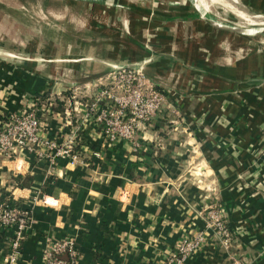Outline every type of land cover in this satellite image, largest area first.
<instances>
[{
  "label": "crops",
  "instance_id": "obj_1",
  "mask_svg": "<svg viewBox=\"0 0 264 264\" xmlns=\"http://www.w3.org/2000/svg\"><path fill=\"white\" fill-rule=\"evenodd\" d=\"M55 3L58 33L41 43L45 57L0 60V120L47 97L44 133L64 142L68 110L84 109L111 64L144 66L167 106L139 129L138 151L88 122L79 135L85 164L0 155V205L33 206L18 264H48L45 250L66 239L76 241L75 264H163L216 207L235 233L232 248L208 236L186 264H231L232 255L264 264V78L254 48L240 57L237 47L254 46L249 37L211 25L192 0ZM6 237L0 232V264Z\"/></svg>",
  "mask_w": 264,
  "mask_h": 264
},
{
  "label": "built area",
  "instance_id": "obj_2",
  "mask_svg": "<svg viewBox=\"0 0 264 264\" xmlns=\"http://www.w3.org/2000/svg\"><path fill=\"white\" fill-rule=\"evenodd\" d=\"M105 83L93 93L84 109L75 103L69 109L67 125L70 131L64 142L51 140L44 133V118L50 114L52 101L33 98L27 109L5 115L0 120V155L14 159L19 153H31L37 157L68 159L72 165L85 164L82 153L74 152L80 144L79 135L87 123L96 124L105 138L111 142L128 140L135 151L140 148L137 140L139 129L153 121L167 106V97L148 80L141 69L132 65L113 66ZM80 116V117H79ZM80 121H77V119ZM91 121V122H90ZM83 151V149L81 150ZM101 156L100 151L92 153ZM206 228L179 240L169 251L163 264H186L205 244L208 236L217 239L225 249L232 248L235 233L227 225L222 209L210 208L205 215ZM33 223V206H22L17 199H8L0 205V232L6 233L8 252L2 264H18L28 229ZM10 233V234H8ZM78 248L74 239L55 241L45 250L48 264H75ZM231 264H243L240 258L231 256Z\"/></svg>",
  "mask_w": 264,
  "mask_h": 264
},
{
  "label": "rangeland",
  "instance_id": "obj_3",
  "mask_svg": "<svg viewBox=\"0 0 264 264\" xmlns=\"http://www.w3.org/2000/svg\"><path fill=\"white\" fill-rule=\"evenodd\" d=\"M55 1L0 0L1 61L25 66L45 57V50L40 49L41 43L53 42L58 33L55 29L60 19L55 18ZM192 3L194 9L211 25L220 29V26L235 28L241 33L242 39H244L242 35L249 37V43L255 47H246L247 44L244 42L248 40H240L237 46L239 56H246L252 51L251 48H254L250 56H253L256 68L260 69L261 73L256 72L255 75L258 77L261 75L260 77L264 78V0H192ZM201 8L207 11V15L202 13ZM226 28L223 30H229ZM151 37V34L146 36L145 46L147 48L151 44ZM116 65L120 64H111L109 73L103 77V83L107 81L113 71L112 67ZM131 65L136 69H141L148 80V85H151L145 67L138 64Z\"/></svg>",
  "mask_w": 264,
  "mask_h": 264
},
{
  "label": "trees",
  "instance_id": "obj_4",
  "mask_svg": "<svg viewBox=\"0 0 264 264\" xmlns=\"http://www.w3.org/2000/svg\"><path fill=\"white\" fill-rule=\"evenodd\" d=\"M37 97L41 98L42 101L47 102V97L36 96L35 98H37ZM74 152L82 153L80 145H77L74 147ZM82 156H83V154H82Z\"/></svg>",
  "mask_w": 264,
  "mask_h": 264
},
{
  "label": "bare ground",
  "instance_id": "obj_5",
  "mask_svg": "<svg viewBox=\"0 0 264 264\" xmlns=\"http://www.w3.org/2000/svg\"><path fill=\"white\" fill-rule=\"evenodd\" d=\"M227 1V0H226ZM199 3V2H198ZM217 5V4H216ZM220 6V5H219ZM231 7V6H230ZM235 8V7H234ZM201 11L204 15H207V11L204 8H201ZM245 15V14H244ZM243 17V16H242ZM245 18V17H244ZM247 20V19H246ZM250 20V19H249ZM241 23V22H240ZM252 23V22H251ZM244 25V24H243Z\"/></svg>",
  "mask_w": 264,
  "mask_h": 264
},
{
  "label": "water",
  "instance_id": "obj_6",
  "mask_svg": "<svg viewBox=\"0 0 264 264\" xmlns=\"http://www.w3.org/2000/svg\"><path fill=\"white\" fill-rule=\"evenodd\" d=\"M220 27H222V26H220ZM222 28H226V27H222ZM228 28V27H227ZM226 28V29H227ZM228 29H230V30H236L237 31V29H235V28H228Z\"/></svg>",
  "mask_w": 264,
  "mask_h": 264
}]
</instances>
